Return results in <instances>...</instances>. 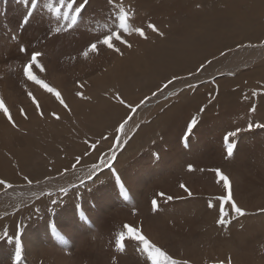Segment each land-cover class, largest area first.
I'll return each instance as SVG.
<instances>
[{
    "label": "rangeland",
    "instance_id": "rangeland-1",
    "mask_svg": "<svg viewBox=\"0 0 264 264\" xmlns=\"http://www.w3.org/2000/svg\"><path fill=\"white\" fill-rule=\"evenodd\" d=\"M115 4L113 9L108 0H90L78 17L76 27L62 29L56 34L51 30L66 26L62 12L67 9L62 8L61 16L57 17L49 5L61 7L60 0H37L34 17L24 30L18 25L28 6L17 0H0V83H3L0 100L14 105L13 117L19 115V108L25 107L29 117L27 120L20 115L14 118H17V130L0 114V179L9 180L11 184L67 186L68 189L67 195L59 191L31 199L22 207L21 215H17L14 204L11 208L15 210L10 209L11 213L7 208L0 210V233L4 225L12 228L10 235L17 225H23V231L37 234L38 238L43 233L49 239L48 244L56 247L48 249L53 253L48 264H112L113 256H118L117 264H145L146 258L137 250L135 242L126 241L124 253L118 254L114 249V238L124 223L139 226L143 222V228L148 226L145 234L180 264H195L194 252L200 256L198 264H227V257L223 258L226 253L235 258L232 264H243V260L247 261L245 264H264V211H260L264 209V131L242 133L233 160H225L221 148L224 131L244 127L248 120L264 122V94L252 95L254 91L264 93V56H258L240 71L214 77L231 56L238 53L247 58L264 46V0H115ZM120 6L132 10L130 27L146 29L151 22L164 36L150 31L147 40L135 35L123 36L133 45L128 50L114 42L124 52L123 57L102 45L96 53L83 57L81 52L89 43L115 28L114 15ZM213 21L220 23L218 28ZM14 35L16 40L12 39ZM135 37L139 39L130 40ZM60 39L63 42L57 41ZM46 41H51L49 48L53 46L55 53L43 52L41 62L48 69L43 78L56 87L63 98L65 94L67 109L23 77L22 65L26 57L18 51V46H25L30 54L43 47ZM166 52H173L178 58L162 65L161 56ZM222 52L226 55L222 56ZM173 76L183 79L174 81L169 87L184 79L191 83L194 76H206V81L194 83V88L184 86L178 96L168 101L162 98L147 110L138 122L142 126L140 130L123 149H117L115 167L125 183L128 199L108 203L109 206L99 212L100 216H95L91 212L94 206H99L100 202L104 205L115 194L117 198L122 197L107 169L101 175L104 184L101 186L97 182L90 190L87 185L92 182L86 179L89 169L99 162L100 156L109 152L115 128L124 118L133 115L138 120L144 115V106L133 114L116 100V95L135 106ZM220 81L224 83L219 87ZM77 84L83 87L77 88ZM77 91L89 99L78 98ZM29 92L38 102L42 99L39 104L43 118L29 100ZM210 96H216V100L206 108L196 134L191 137L189 150H186L179 144L178 137L190 116L207 104ZM251 106L256 107V112H249ZM52 113L60 119L53 118ZM104 136L108 139H103ZM91 143H96L97 147L91 148ZM184 152L187 155H183ZM154 153H161L158 161L153 158ZM188 164L196 171L187 172ZM163 165L167 167L161 168ZM216 167L230 176L235 200L250 213L240 221H233L228 229L216 224L218 202L214 201L216 210L207 207L210 199L223 194L222 186L214 181V173L208 171ZM201 168L205 171H199ZM81 178L85 179L84 185L79 183ZM181 182L191 189L192 197L179 189ZM138 184L142 197L136 205L127 206L131 190ZM97 187L101 191H95ZM158 191L182 195L184 199L162 203L161 212L154 214L150 210V200ZM52 200L57 204H52ZM76 203L88 217L83 226L78 215L73 216ZM133 211L139 216L132 215ZM4 212L7 215L3 216ZM2 217L9 218L2 221ZM46 222L56 224L64 238L60 240L52 235ZM213 248L220 250L222 260L217 261L219 258L214 255L207 261L208 255L202 257L198 252L210 253ZM24 257L23 264H31ZM0 260V264H11L10 256L7 260L0 256Z\"/></svg>",
    "mask_w": 264,
    "mask_h": 264
},
{
    "label": "snow or ice",
    "instance_id": "snow-or-ice-1",
    "mask_svg": "<svg viewBox=\"0 0 264 264\" xmlns=\"http://www.w3.org/2000/svg\"><path fill=\"white\" fill-rule=\"evenodd\" d=\"M17 3H22L26 6L25 14L22 17L21 22L18 27L21 30H24L27 25H29L30 20L34 17V12L37 7V0H17ZM90 0H60L61 7L52 8L49 5L51 12L57 16H61L62 8H66L62 12L63 20L66 21L65 25H60L54 31L56 34H59L62 29L67 31L71 30L76 24L78 17L85 11V9L89 6ZM108 4L112 5L113 8H116L115 0H108ZM131 8H124L120 6L116 9L114 20L116 21L115 28L109 30L107 33L103 34L99 39L95 42L89 43L85 49L81 52L83 57H88L89 53H96L98 51L99 46H105L107 49L116 53L120 57L124 56V52L121 48L115 46L114 42H119L120 45H123L124 48L131 50L133 45L127 39L123 38V36H131L135 35L141 39H148V31L156 34L157 36L163 37L164 33L158 29V27L149 22L147 24L146 29L144 27H130V15ZM13 40H16L17 37L12 36ZM18 51L25 55L26 60L22 65L23 77L26 81H30L32 84L37 85L40 89H42L45 93L50 94L55 97V100L58 101L64 108H68L67 103L60 91L57 90L56 87L50 86L46 79L43 78L47 75L48 69L45 64L41 62V57L44 56V53L39 50H34L30 54L28 52V48L23 45L18 46ZM221 55H226L225 53H221ZM75 59V57H73ZM211 64V61H208ZM201 69L204 68L202 64ZM183 79V77L173 76L172 79L167 80L161 87H158L156 91L151 93L150 97H145L135 106L129 105L125 102L124 99L121 98L119 94L116 95V100L119 101L121 105L125 108H129L130 112L135 114L139 108H141L147 101L152 98L159 99V94H163L164 100L168 101L171 97L178 96L179 93L175 91H167L170 85L174 84V81ZM82 84H77V88H82ZM189 88H194L195 85L189 84ZM183 91V89H181ZM218 94V93H217ZM264 94L262 92H253V96ZM75 95L82 99L86 100L89 97L85 96V94L81 91H77ZM28 98L33 105H35V110L41 118L44 117L43 110L37 101V99L33 96L31 92L28 93ZM216 100V96H210L207 104L199 107L197 112L194 115H191L187 120L181 135L178 137V142L183 148H189L191 145V137L196 134V130L201 122V118L206 111L208 105H211L213 101ZM256 107L251 106L249 108V112H256ZM0 113L6 118L7 123L11 125L12 128L18 129V125L16 120L14 119L11 110L5 106L3 100H0ZM19 115L27 120L28 114L24 108L19 109ZM53 118L60 119L58 115L52 113ZM133 120L132 115H128L124 118L118 126L115 128L114 140L112 147L109 149L110 155L106 154L104 156L99 157L98 163H93L89 169L88 175L86 179L91 181V185H87L90 190H92L93 185H97V182L102 186L104 181L101 179V175L104 170L107 169L111 173V178L114 184V187L119 189V195L123 197L125 200L128 198V192L126 190L125 183L122 180V176L119 174L115 167V162L118 159L117 149H123L128 142L135 136V134L142 127L139 123H136L133 127L129 129L132 132V136H129L127 132H125V128L129 126L130 121ZM256 130L264 131V122H258L255 120H248L246 126L241 127L237 126L232 130H226L222 134V142L221 148L223 152V156L225 160H233L235 159L236 152L238 150L239 139L242 133H251ZM122 135L125 137L122 139ZM103 139H108L107 136L102 137ZM86 144L89 142L86 140ZM91 148L95 149L97 147L96 143H91L89 145ZM153 158L155 160H159V153H154ZM77 163H79V157H77ZM75 168V165H73ZM187 172L193 173L196 171V168L192 164H188L186 167ZM199 171L204 172L205 169L201 168ZM208 171L214 173V181L217 185L222 186L223 194L210 199L207 203V207L209 209L216 210L218 202V218L216 219V224L218 227L222 229H228L230 225H232L233 221H240L241 218L246 217L250 213H248L245 209L239 206L237 201L234 198L233 194V182L228 174H226L220 167L208 169ZM80 185L85 184V179L81 178L79 181ZM0 185L5 186L6 188H10L11 184H9L5 180H0ZM73 187H77V185H73ZM179 189L182 193L186 194L187 197H192L193 192L191 189L183 182L178 185ZM95 191H101L100 187L94 189ZM61 192L65 195L68 193L67 188H61ZM184 196L178 195L174 196L168 194L164 191H158L154 194V196L150 200V210L152 213L156 214L160 212L162 203H170L174 200H182ZM52 204H57L56 200L51 201ZM37 211H39L37 209ZM49 211H53L49 209ZM260 211H264L261 209ZM78 215L79 221L81 222V226L88 222V217L85 212L81 209V205L79 203L75 204L73 216ZM132 215H137L136 211H133ZM46 228L50 230L52 235L56 236L57 239L62 240L63 237L60 236L58 231V226L56 224H52L50 222H46ZM126 241L127 242H135V246L137 250L146 258L145 264H180L179 261L171 258L160 246H158L153 240H151L144 232L143 222L139 226L135 223L129 224L124 223L122 225V230L119 231L114 238V249L115 252L120 254L126 251ZM0 242H3L10 247V261L11 264H23V254H24V242H23V225H17L14 234L10 235L7 228L0 233ZM127 246H132L128 244ZM118 257L113 256L112 264H117ZM186 264V262H185ZM227 264H232L231 258L227 260Z\"/></svg>",
    "mask_w": 264,
    "mask_h": 264
},
{
    "label": "bare ground",
    "instance_id": "bare-ground-1",
    "mask_svg": "<svg viewBox=\"0 0 264 264\" xmlns=\"http://www.w3.org/2000/svg\"><path fill=\"white\" fill-rule=\"evenodd\" d=\"M92 1V0H91ZM136 1V0H135ZM132 2V1H131ZM221 2H223V1H221ZM253 2V1H252ZM134 3V2H133ZM136 3V2H135ZM131 5V4H130ZM133 5V4H132ZM99 6V5H98ZM140 6V5H139ZM113 7V6H112ZM214 8V7H213ZM102 9V8H101ZM106 9V8H105ZM113 9H115V8H113ZM102 12V11H101ZM208 12H209V10H208ZM211 12H212V9H211ZM211 14V13H210ZM100 15H101V13H100ZM110 15V14H109ZM93 16V15H92ZM89 17H91V16H89ZM209 18V17H208ZM93 19H94V17H93ZM173 19V18H172ZM97 20H98V18H97ZM92 21V20H91ZM139 24H140V22H139ZM142 24V23H141ZM141 24H140V26H141ZM213 25L215 26V28H218V25H220V23H217V21L215 22V21H213ZM74 27H76V26H74ZM137 27V26H136ZM77 29H78V27H77ZM216 30V29H215ZM26 33V32H25ZM218 33V32H217ZM80 35V34H79ZM83 36H85V35H83ZM133 36V35H132ZM80 38H81V36H79ZM94 37L96 38V37H98L97 35H94ZM92 38H93V36H92ZM129 38V37H128ZM139 38H131L130 40L131 41H137ZM62 39H60V40H57V41H60V42H63V41H61ZM72 40V39H71ZM79 40V39H78ZM82 40V39H81ZM84 40V39H83ZM196 40V39H195ZM194 40V41H195ZM55 41H56V39H55ZM194 41H192V42H194ZM50 43H51V41H50ZM50 43H48L47 41L45 42V44H44V46L43 47H41V48H39L38 50L39 51H42V52H44V53H46V52H49V53H51V51H53L54 53H55V51H54V47L52 46V44H51V46H52V48H49V45H50ZM55 44H57V43H55ZM61 44V43H60ZM64 45V44H63ZM67 45V44H66ZM58 47V46H57ZM56 47V48H57ZM66 47V46H65ZM64 47V48H65ZM57 50V49H56ZM29 52V51H28ZM256 52L257 53H252V54H250V55H248L247 56V58H243V56L242 55H239L238 53H236L235 55H233V56H231L230 58V60L228 61V59H227V61L228 62H226V64L224 65V67L222 66L220 69H218V71H217V75H215L214 77H219V76H221V77H224V76H226V73H228V74H232L234 71L235 72H237V71H240L242 68H246V67H248L249 65H251V63L252 62H255L256 61V59H257V57L258 56H264V46H260V47H258L257 49H256ZM55 55V54H54ZM191 55V54H190ZM15 58H18L17 57V55L15 54ZM24 58V57H23ZM172 58H174V60H175V58H178V56H175V54L173 53V52H166V53H164V55H162L161 56V59H162V62H161V64L162 65H168V62L172 59ZM193 58V57H192ZM25 59V58H24ZM245 59V60H244ZM180 60V59H179ZM194 62V61H193ZM181 63V62H180ZM176 66H177V64H176ZM182 66V65H181ZM180 66V67H181ZM1 69H2V66H0V71H1ZM6 73V72H5ZM9 75V74H8ZM20 75V74H19ZM49 75V74H48ZM250 76V75H249ZM3 77L5 78V75H3ZM221 77H219V78H221ZM192 79H194V80H191V83H190V81H186V80H188V79H184L182 82H180L179 84H176L175 86H171V87H169V89H166L165 90V92H167V91H169V90H171V91H175V92H177V93H179V92H182L181 91V89H183V88H185L184 86H187L188 87V85L189 84H193L194 85V83H199V82H202V81H206V76L205 77H201V78H199L198 76L196 77V76H194V77H191ZM209 78H211V77H209ZM1 82V81H0ZM189 83V84H188ZM223 83H224V81H220V82H218V86L220 87V86H222L223 85ZM3 83H0V85H2ZM243 87V86H242ZM12 93V92H11ZM16 93V92H15ZM180 94V93H179ZM13 95V94H12ZM40 98H41V96H39ZM42 97H44L43 95H42ZM46 97V96H45ZM150 97V96H149ZM162 98L164 99V96H163V94H159V99L157 100V98H152V99H150L149 101H147L143 106L145 107V109L144 110H142L143 111V113H144V115L142 116V117H140V118H138V120L136 119V118H134L133 117V120L132 121H130V124H129V126H127L126 128H125V132H127L128 133V135H130V133H131V131H129V129L131 128V127H133L136 123H138L139 121H141L144 117H145V115L147 114V110L148 109H152L159 101H162ZM37 99V98H36ZM46 99V98H45ZM64 99H65V94H64ZM264 99V98H263ZM42 100V99H41ZM41 100H39V102L41 101ZM44 100V99H43ZM45 101V100H44ZM66 101V100H65ZM236 101V100H235ZM261 102V101H260ZM227 103V102H226ZM258 103V102H257ZM229 104V103H228ZM5 106L6 107H8L10 110H12L13 109V106L14 105H12V103H9V104H5ZM117 107V106H116ZM19 108V107H18ZM181 108V107H180ZM20 109V108H19ZM25 109H26V107H25ZM26 110H28V109H26ZM17 111V110H16ZM16 111H15V113L14 114H16ZM139 111H140V108H139ZM12 112V111H11ZM17 112H19V111H17ZM1 115H2V119H6L4 116H3V114L2 113H0ZM19 114V113H18ZM104 114H106V112H104ZM1 115H0V117H1ZM17 116H19V115H17L16 114V116L15 117H17ZM133 116V115H132ZM14 117V118H15ZM17 119V118H16ZM15 119V120H16ZM257 119V118H256ZM219 121V120H218ZM245 121H247V120H245ZM1 122V124H2V121H0ZM17 123V122H16ZM5 124H7V123H5ZM182 130V129H181ZM125 137L122 135V139H124ZM128 147V146H127ZM127 149V148H126ZM191 149H193V148H191ZM171 150V149H170ZM186 150H189L188 148L186 149ZM126 151V150H125ZM166 151V150H165ZM171 152V151H170ZM107 154L108 155H110V153L109 152H107ZM123 154H125V152L124 153H122L121 155H123ZM159 154H161V153H159ZM167 154V153H166ZM173 154V153H172ZM183 155H187V154H185V152L184 153H182ZM171 155V154H170ZM163 156H165V155H163ZM176 158V157H175ZM183 158V157H182ZM178 159V158H177ZM2 161V163L4 164V165H6V161H5V159H3V160H1ZM172 161V160H171ZM173 163V162H172ZM16 164V163H15ZM169 164V161L167 162V165ZM165 166L166 165H163V166H161V168H165ZM167 167V166H166ZM161 170V169H160ZM167 171V170H166ZM170 171V170H169ZM134 175V174H133ZM83 176H85V175H83ZM135 176L137 177V174L135 173ZM141 178V177H140ZM0 180H2V179H0ZM16 180V179H15ZM136 180H137V178H136ZM5 181H7L9 184H11L10 182H9V180H5ZM79 181V180H78ZM138 181V180H137ZM16 182V181H15ZM33 185V184H32ZM61 188H67V186L65 187V186H59V187H56V186H47V185H35V186H29V185H24V184H22V183H14V184H11V187L10 188H6L5 186H3V185H0V210H2V209H4V208H7V209H9V212H10V209H14V208H11L12 207V205L14 204V206L13 207H15V209H18L17 210V215H21L22 214V211H21V209H22V207H24L25 205H26V203L27 202H30V200L32 199H36V198H39L40 196H43V194H45V193H47V194H52V193H57V192H59L60 191V189ZM139 190V184L137 185V188L135 189H133V190H131V193H132V195H131V198L128 200L129 202H127V206H134V205H136L137 203H138V200H139V198H140V194H141V192H139L138 191ZM114 192H115V190H113ZM130 191V190H129ZM46 195V194H45ZM129 195V194H128ZM142 197V196H141ZM128 199V198H127ZM142 200V199H141ZM112 201H116V202H121V201H123V197L120 199V198H117V196H116V194L115 195H113L107 202H105V204L103 205V202H100V204H99V206H97V207H93V209H92V214H94L95 216H98L101 212V210L102 209H104V207L106 206V205H108V203H110V202H112ZM140 201V200H139ZM99 202V201H98ZM124 203H126V202H124ZM242 204L244 205V203H243V199H242ZM113 205V204H112ZM109 206V205H108ZM107 206V207H108ZM125 207V208H128V207ZM106 207V208H107ZM113 207V206H112ZM136 207V206H135ZM139 208V207H138ZM142 208H144V207H142ZM141 208V209H142ZM14 209V210H15ZM111 209H109V211H110ZM140 210V209H139ZM104 211V210H103ZM108 211V210H107ZM100 212V213H99ZM140 212V211H139ZM161 212V211H160ZM11 213V212H10ZM66 213V212H65ZM138 213V212H137ZM147 213V212H146ZM144 214V213H143ZM4 215H7V213L6 212H4L3 213V216ZM144 215H146V214H144ZM100 216V215H99ZM137 216H139V215H137ZM156 216H158V215H156ZM6 217V216H5ZM69 217V216H68ZM146 217V216H145ZM8 218L9 217H7V218H4V217H2L1 218V220L2 221H4V220H8ZM146 220H144V222H145ZM72 223V222H71ZM8 224V223H7ZM73 224V223H72ZM71 224V225H72ZM147 224V223H146ZM67 225V224H66ZM31 226V225H30ZM88 226V225H87ZM5 228H7L8 229V231H9V234H11L12 232H11V229L12 228H10V227H6V225H4L3 226V230L5 229ZM148 228V226L147 225H144V229L146 230ZM33 230V229H32ZM74 230V229H73ZM255 230V229H254ZM65 231V230H64ZM69 231H71L70 229L68 230V233H69ZM24 233H25V235H23V242H24V258L25 259H27L29 262H31V264L33 263V264H37L38 262H41V264H48V263H46L48 260H50V257L52 256V254L53 253H51L48 249L49 248H52V247H55V246H52V245H49L48 244V242H49V239L47 238V237H45V235L42 233L41 234V236L38 238L37 237V234H35L34 235V233H30V234H28V232H27V230H24L23 231ZM80 232V231H79ZM256 232V231H255ZM72 233V232H71ZM257 233H258V231H257ZM73 234H75V233H73ZM80 235V234H79ZM83 235V234H82ZM85 235V234H84ZM250 235H252V234H250ZM258 235V234H257ZM69 237V236H68ZM70 237H72V235L70 236ZM69 237V238H70ZM64 238V237H63ZM81 239V238H80ZM239 239H241V238H239ZM72 240V239H71ZM73 244V243H72ZM10 247L11 246H9V245H7V244H5V243H3V242H1L0 243V256H3L6 260L9 258V256H10ZM56 248V247H55ZM54 249V248H53ZM56 250H58V249H56ZM67 252V251H66ZM70 252V251H69ZM199 253H200V255L202 256V257H206L207 255H208V260L207 261H209L210 259H211V256H214V255H217V258H219V259H217V261L218 260H222L221 258H220V250L219 249H217V248H213V249H211L210 250V253L209 252H203V251H198ZM58 253V252H57ZM65 253V252H64ZM250 253V252H249ZM60 254V253H59ZM244 254H246V253H244ZM65 255V254H64ZM233 255H234V252H233ZM255 255H256V253H255ZM72 256V255H71ZM194 256H195V260H194V262H195V264H198L199 263V261H200V256L198 255V253L197 252H194ZM232 256V254L231 253H226V254H224V256H223V258H225V257H227V259H229V258H231V260L232 259H235V258H233V257H231ZM253 256H254V253H253ZM63 257V256H62ZM66 257V256H65ZM118 257V256H117ZM215 257V256H214ZM70 258V257H69ZM251 259V258H250ZM201 260H202V258H201ZM212 260V259H211ZM256 260V259H255ZM1 261V260H0ZM57 261H58V259H55L54 260V263H57ZM206 261V262H207ZM243 261H245V262H247L246 260H243ZM74 262V261H73ZM198 262V263H197ZM204 262V261H203ZM224 262H225V260H224ZM245 262L243 263V264H245ZM252 262H254V261H252ZM236 264H239V263H236ZM250 264V263H249ZM253 264V263H252Z\"/></svg>",
    "mask_w": 264,
    "mask_h": 264
}]
</instances>
